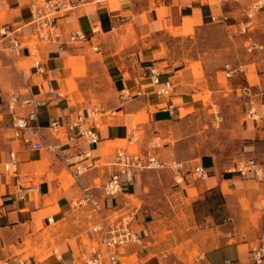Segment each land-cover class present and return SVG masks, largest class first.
Instances as JSON below:
<instances>
[{
	"label": "crops",
	"instance_id": "1",
	"mask_svg": "<svg viewBox=\"0 0 264 264\" xmlns=\"http://www.w3.org/2000/svg\"><path fill=\"white\" fill-rule=\"evenodd\" d=\"M29 1L0 0V30L9 26L18 30L21 40L32 39ZM255 1L76 0L73 10L59 19L66 42L39 43V56L46 69L43 76L37 75L34 68L26 65L30 57L27 48L19 49L7 58L0 54V260L14 255L22 257L17 249L23 248L27 239L32 240L34 245L41 242L46 229L53 231L54 222L60 225L57 233L61 232L63 239L60 243L61 257L57 256L55 264H71L76 253V260L83 262V253L88 247L84 237L87 235L90 242V227L81 236L84 229L75 224L77 218L74 213L82 207L73 206V202L82 196L83 188L95 187L107 207L124 206L122 210H125L126 207L130 208V196L137 195L140 186L142 172L136 173L132 181H125L117 197L104 196L102 186L118 168L114 165V159L119 148L111 147L109 150L111 143L129 136L133 117L138 114L147 117L145 128L149 138L155 135L161 138L173 136L175 139V112L180 113L181 108L195 107L197 103L193 98L192 87L177 85L175 81V73L186 70V67L175 70L174 60L166 56L163 43L157 36L173 35L174 30L188 34L190 30L212 21L213 16L227 15L231 24H235L243 19L246 10ZM95 27L98 28L97 32H93ZM78 29L89 38L79 42L69 41V33ZM24 66L27 68L24 69ZM149 66L160 69L162 80H172L174 90L170 96L155 93L150 78L145 76ZM185 73H188V78L181 77L179 84L191 82V71L186 70ZM94 74L108 76L113 83L114 94H118L108 108L115 110V115H104L101 119V141L98 145H90L64 126L57 133L48 129L53 118L66 123L79 110H88L95 104L104 106L87 99L90 96L81 89V96L86 102L75 99L71 91L65 97L51 99L37 108V124L42 127L45 141L57 147L55 152L46 148L34 149L33 143L38 137L31 130L24 131L20 137L15 136L14 117L25 116L31 108L17 107L15 113L10 111L7 100L11 92L20 90L27 95L29 86L38 98L47 99L48 95L40 86L45 78L51 79L60 92L63 84H72L74 81L79 89L78 83L89 82L92 79L90 76ZM247 85L255 86L254 89L261 88L249 82ZM123 89L136 95L124 101L120 96ZM178 99L181 102H175ZM256 100L258 112L264 113V97L257 95ZM250 122L252 127L245 128L244 134L248 141L246 150L233 164L240 159L255 158L264 170V118L259 124ZM164 146L165 149L175 150V143H167L158 152L150 148L140 152L155 153L168 163L175 156L166 155L162 151ZM12 153L19 163L17 172L21 181L37 184L35 181L41 180L37 184L40 190L29 193L25 199H20L17 193L15 177L3 169V164L10 160ZM85 155L87 157L77 161ZM105 156L109 160L103 165ZM80 164L87 170L75 175V168ZM197 165L207 171V178H195L192 171ZM197 165L193 169L186 166L183 169L187 187L183 193L186 198H190V205L185 206L189 216L183 225L197 226L195 242L204 250L207 263L254 264L249 257V250L253 244L258 245L264 240V172L262 178H257L253 172L246 176L231 173L228 171L231 165L225 167L212 154L204 155ZM65 171L74 179V183L69 186L70 181L63 182ZM99 179L102 182L97 181ZM194 190L197 195L190 197V192ZM244 197L249 199V210H245L244 203L240 202ZM132 209H128L129 212ZM247 224H250L249 230L246 229L249 226ZM64 231L72 235L64 239ZM55 238L57 242L61 239L59 234ZM47 247L52 248V243L48 242ZM129 251L130 247L123 250L127 259L132 255ZM38 255L42 256L41 253L29 256L26 264H42ZM146 256L140 255L141 259Z\"/></svg>",
	"mask_w": 264,
	"mask_h": 264
},
{
	"label": "rangeland",
	"instance_id": "2",
	"mask_svg": "<svg viewBox=\"0 0 264 264\" xmlns=\"http://www.w3.org/2000/svg\"><path fill=\"white\" fill-rule=\"evenodd\" d=\"M257 27L254 36L264 43L262 32L264 22H259ZM157 37L163 43L166 56L174 60L175 70L186 67V70L191 71V82H184V79L182 80L184 83L178 82L181 77L188 78L186 70L175 73V81L177 85L192 87L193 98L197 103L194 108H181L180 113L175 112V139L173 136L161 138L155 135L149 138L145 128L147 117L145 114H138L133 117L129 136L111 143L109 150L113 147L139 152L150 148L151 151L154 149L158 152L163 145L175 143V150L165 149L164 146L162 151L166 155L175 156V159L183 162L187 168L193 169L200 164L201 158L206 154L215 155L225 167L232 166L246 150L248 141L244 135L245 128L252 127L251 122L245 117L246 103L238 88L246 86L248 82L264 88V51L248 53L245 49V38L236 33V27H227L226 24L211 20L190 30L188 34L175 32L173 35L163 34ZM32 59L33 56L29 57L27 66L31 67ZM227 63L233 66L244 65L248 79L238 74L227 79L225 75ZM27 66L23 68L26 69ZM90 77L92 79L89 82L78 83L79 89L74 81L72 84H63L60 92L65 95L72 91L75 99L86 102L81 96V89L86 91L90 96L87 99L94 104L102 103L110 108L112 101L118 97V94H114L113 83L108 76L94 74ZM175 102H181V99ZM154 141L161 146L154 147L152 143ZM107 160L108 156H105L103 165ZM63 177V182L70 181L68 186L74 183L68 171L63 173ZM190 179L193 180V177ZM40 181L37 179L35 182L39 184ZM97 181L102 182L101 179ZM186 188L185 180L177 183L170 169L148 170L141 173L137 195L130 196V208L122 210L124 213H128V209L132 208L137 210L133 227L143 236L142 245L130 246L129 253L132 255L126 258L129 264L153 260L156 264H193L195 259L204 253L195 242L194 232L198 230L197 226L183 225L189 216L185 206L190 205V198H186L183 193ZM196 195V190L190 192V197ZM240 202L244 203L245 210L250 209L248 198L244 197ZM74 214L77 218L75 224L78 228L84 229L81 235L84 236L90 227V222L85 218V209L78 208ZM247 225L249 226L246 229L249 230L250 224ZM60 228L59 224L53 222V231L46 229L41 242L34 245L32 240L27 239L24 247L17 249V253L24 259H28L34 253L35 255L41 253L42 256L38 255V259L42 264H55L57 256L61 254L60 243L63 241L61 232L57 233ZM64 233V239L72 235L65 231ZM57 234L61 238L59 242H57L59 237L55 238ZM48 242L52 243V248L47 247ZM84 242L87 245L90 243L87 235ZM255 245L256 243L252 246ZM54 250L57 252L53 253ZM77 254L71 264H83L79 259L76 260ZM141 254L147 255L146 258L141 259Z\"/></svg>",
	"mask_w": 264,
	"mask_h": 264
},
{
	"label": "built area",
	"instance_id": "3",
	"mask_svg": "<svg viewBox=\"0 0 264 264\" xmlns=\"http://www.w3.org/2000/svg\"><path fill=\"white\" fill-rule=\"evenodd\" d=\"M227 0H218L223 3ZM76 0H30L29 10L31 20L29 25L33 29V38L23 41L18 37L16 29L4 26L0 30V54L5 58L14 54L17 50L27 48L29 56H33L31 67L35 69L37 75L43 76L46 73L42 59L39 57V43H65L64 33L61 30L59 19L66 13L73 10ZM212 21L226 24L227 27H236V33L244 36L245 49L248 53L255 51H264V43L259 41L254 32L258 28L259 22H264V0H256L246 10L243 19L235 24H231V19L227 15L213 16ZM95 27L93 32H97ZM69 41L79 42L87 40L88 35L82 30H74L69 33ZM96 50H99L96 47ZM2 60L0 58V64ZM226 78L231 79L236 74L245 76L247 73L244 65L233 66L227 63L225 65ZM145 76L149 77L154 91L159 96H170L174 90V84L171 79L162 80L161 71L155 66H149L146 69ZM248 79V78H247ZM42 91L47 95V99L38 98L34 95L29 86L26 93L15 90L9 94L7 107L15 113L17 107H29L31 110L25 116H15L13 120L14 134L20 137L24 131L31 130L38 139L33 143L36 150L48 149L55 152L57 147L47 143L42 134V127L37 124V108L51 99L63 98L66 96L59 92L54 82L45 78L41 83ZM255 86L246 85L238 88L240 95L245 99L246 111L245 117L249 121L259 124L264 118V113L258 112V102L256 96L264 97V88L254 89ZM139 94V93H138ZM136 94H132L128 89L121 91V99L128 100ZM264 107V101L262 102ZM115 110L108 109L101 104H95L88 110H79L73 118L63 123L59 118L50 120L48 129L53 132H59L60 127H66L75 136L82 137L90 145H98L101 141L99 129L101 119L104 115H115ZM154 147L160 144L154 141ZM88 155V154H87ZM85 156H80L77 161L80 162ZM114 165L118 168L110 175L109 179L102 186L103 194L107 197H117L123 190L124 182L132 181L134 175L147 170L170 169L175 175L176 182L181 183L184 180L183 162L173 159L169 163L161 160L155 153L133 152L126 148H119L116 151ZM19 163L14 153L11 154L9 161L3 164L5 173L12 174L15 177V186L20 199H25L29 193L40 190L37 184L23 182L18 175ZM87 170V167L78 165L74 174L81 175ZM231 173H238L246 176L249 172L257 178H262L264 170L257 163L255 158L240 159L236 161L229 169ZM192 173L196 179L207 178V171L197 165ZM124 197H127L126 195ZM128 204V203H127ZM74 207L85 209V218L90 222V243L87 250L83 253V264H129L124 257L122 249L129 248L134 244H143V236L133 227V220L136 217L137 210H131L128 213L122 212L120 207H107L102 201V196L96 192V188L87 186L83 188L82 196L73 202ZM51 221V219H49ZM56 253L57 251L54 250ZM249 257L254 264H264V240L258 245L252 246L249 250ZM27 259L14 255L0 260V264H26ZM193 264H209L206 262L205 253L199 255Z\"/></svg>",
	"mask_w": 264,
	"mask_h": 264
},
{
	"label": "bare ground",
	"instance_id": "4",
	"mask_svg": "<svg viewBox=\"0 0 264 264\" xmlns=\"http://www.w3.org/2000/svg\"><path fill=\"white\" fill-rule=\"evenodd\" d=\"M175 32H180L179 30H174ZM61 94H63L62 92H61ZM64 95V94H63ZM100 125H101V123H100ZM99 125V126H100ZM124 249H122V251H123Z\"/></svg>",
	"mask_w": 264,
	"mask_h": 264
}]
</instances>
